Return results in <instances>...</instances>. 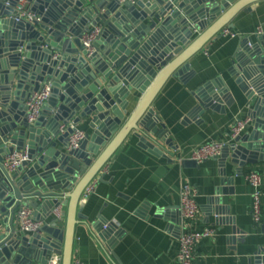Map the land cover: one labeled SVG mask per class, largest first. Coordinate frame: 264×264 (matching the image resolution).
I'll list each match as a JSON object with an SVG mask.
<instances>
[{
    "label": "water",
    "instance_id": "1",
    "mask_svg": "<svg viewBox=\"0 0 264 264\" xmlns=\"http://www.w3.org/2000/svg\"><path fill=\"white\" fill-rule=\"evenodd\" d=\"M20 1L41 21L18 18ZM258 1L0 0V216L6 224L0 264H47L52 254H61V264H72L74 227L86 219L78 211L85 187L129 135L151 154L169 159L167 148L177 146L154 117V97L171 76L185 80L189 58L222 28L232 30V19ZM92 33L86 48L82 38ZM233 57V82H206L189 113L198 118L223 103L230 106L231 86L248 100L256 97L249 114L253 129L224 144L215 157L225 181L227 164L239 173L246 164L264 162V36H240ZM45 85L49 99L29 122L25 102ZM69 122H86L89 129L70 150L72 129L59 130ZM15 151L26 157H17L19 164L8 171L3 161ZM26 200L42 222L31 234L14 223ZM59 204L65 206L63 220L52 215ZM226 220L232 224L230 240L244 234L233 219ZM97 223L100 239L113 242V226ZM247 264H264V248Z\"/></svg>",
    "mask_w": 264,
    "mask_h": 264
},
{
    "label": "crops",
    "instance_id": "2",
    "mask_svg": "<svg viewBox=\"0 0 264 264\" xmlns=\"http://www.w3.org/2000/svg\"><path fill=\"white\" fill-rule=\"evenodd\" d=\"M231 22L232 31L239 36L254 38L259 26L262 32L258 35L264 36V0L252 4L251 11L241 10ZM238 39L215 36L189 58L185 80L171 76L165 82L151 107L176 149L167 148V159L140 147L133 135L124 140L95 177L94 192L81 198L78 211L86 219H78L74 227L72 263L119 264L113 253L120 264H179L178 239L183 225L189 230H216L214 236L199 240L193 264H247L256 250L264 248V162L246 164L239 173L227 164L225 181L215 157L197 164L189 161L192 152L205 142L230 143V130L237 119L250 120L242 135L253 129L249 114L256 97L248 100L234 86L230 106L223 103L219 111L206 110L198 118L189 115L198 103L197 90L206 82L215 78L233 82L229 69ZM77 126L89 132L86 122ZM251 171L261 174L259 224L251 217V187L246 180ZM185 183L198 191L199 214L189 222H183L180 215L179 194ZM28 200L24 202L28 204ZM62 209L65 213V206ZM4 216H0L2 232ZM227 218L233 219L234 226L244 234L230 240L232 224ZM99 221L113 226V242L100 239L95 229Z\"/></svg>",
    "mask_w": 264,
    "mask_h": 264
},
{
    "label": "built area",
    "instance_id": "3",
    "mask_svg": "<svg viewBox=\"0 0 264 264\" xmlns=\"http://www.w3.org/2000/svg\"><path fill=\"white\" fill-rule=\"evenodd\" d=\"M119 2H124L125 0H118ZM21 7L19 8L18 18L23 17L29 22H40L41 17L36 13L27 9V3L25 1H20ZM262 32L261 27L256 28V33L260 34ZM95 33L85 34L82 38L83 45L88 48L90 42L94 39ZM219 35L222 37H240L239 34L233 32L231 29L224 27L220 30ZM50 96V86L45 85L39 91L33 92L29 98L26 100L25 104L27 107L26 116L29 122L35 120L42 109L44 103L49 99ZM250 120L248 118L237 119L235 124L232 126L229 134V142L233 141L236 137L241 135L245 130L246 126L249 124ZM67 127L72 129V132L67 138V149H75L79 146L80 142L84 140L87 136L85 130L81 129L74 124L69 122L68 124H62L59 128L60 132L63 133L67 130ZM224 143L218 141L205 142L198 146L191 154L190 159L201 163L207 159L218 157L221 154ZM17 157L25 158L26 152L15 151L7 155L3 161V166L8 171H13L19 161L16 160ZM246 180L251 187V217L255 224H259L262 220V209H261V174L258 171H251L246 175ZM97 179H93L83 190L81 198H87L92 192H94L95 183ZM198 195L197 189L185 183L179 194L180 201V215L183 222H189L195 219L199 214V206L196 202V197ZM65 199V196L62 197ZM63 205L59 204L53 211L52 215L56 219L63 220L64 210ZM16 225L17 228L27 234L35 232L41 225L42 222L38 221L34 217L33 208L27 203H22L16 211ZM2 226L0 224V233L2 232ZM216 234V230L213 227H205L201 230H189L185 225L179 235V249L177 253V261L179 264H193L195 256V247L200 239L206 237H212ZM61 254H52L47 261V264H61ZM72 264H82L79 260L74 261Z\"/></svg>",
    "mask_w": 264,
    "mask_h": 264
}]
</instances>
